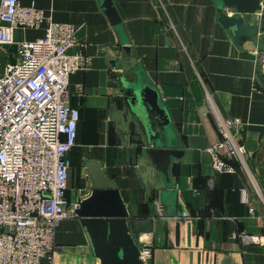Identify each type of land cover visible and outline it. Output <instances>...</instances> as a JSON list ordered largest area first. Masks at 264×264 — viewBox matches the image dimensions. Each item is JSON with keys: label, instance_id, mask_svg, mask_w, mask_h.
Masks as SVG:
<instances>
[{"label": "crops", "instance_id": "crops-1", "mask_svg": "<svg viewBox=\"0 0 264 264\" xmlns=\"http://www.w3.org/2000/svg\"><path fill=\"white\" fill-rule=\"evenodd\" d=\"M104 1L20 0L42 8L46 19L17 28L16 40L42 36L48 18L76 27L67 50L81 63L67 83L70 105L79 111L68 152V199L74 204L92 188L88 164L94 161L119 190L136 241L152 248L151 264H264V241L239 236H264V88L258 82L264 83V41L257 35L234 43L217 20L214 0H111L118 21ZM259 15L246 16L258 23ZM134 71L155 88L181 145L171 147L182 153L168 167L180 216L174 196L165 207L158 200L165 185L155 164L130 151V138H143L122 99V77L133 81ZM216 113L240 118L248 171L236 164L232 173L214 170L205 148L219 136ZM54 242L58 247L44 264H100L76 215L58 223Z\"/></svg>", "mask_w": 264, "mask_h": 264}, {"label": "built area", "instance_id": "built-area-1", "mask_svg": "<svg viewBox=\"0 0 264 264\" xmlns=\"http://www.w3.org/2000/svg\"><path fill=\"white\" fill-rule=\"evenodd\" d=\"M46 16L34 3L0 0V264H44L58 247L54 234L61 220L75 216L67 197L68 152L75 143L79 111L70 105L69 75L81 67L67 52L76 27L47 19L45 32L16 40L15 30L38 27ZM16 44L15 53L5 45ZM14 55L15 62L9 57ZM264 73V52L260 54ZM219 136L205 150L215 171H248L239 117L215 114ZM242 201L247 200L244 190ZM244 240L264 236L239 233ZM151 264L152 248L140 243Z\"/></svg>", "mask_w": 264, "mask_h": 264}, {"label": "water", "instance_id": "water-1", "mask_svg": "<svg viewBox=\"0 0 264 264\" xmlns=\"http://www.w3.org/2000/svg\"><path fill=\"white\" fill-rule=\"evenodd\" d=\"M262 0H214L218 13V22L233 34V41L240 44L247 38L259 35L264 41V7ZM104 7L114 21H118L111 0L104 1ZM234 10L233 13H229ZM260 11L258 23H251L246 15ZM9 52L15 53L16 44L5 45ZM15 62V56L9 58ZM135 80L127 82L122 77V86L126 88L123 100L128 102L129 110L135 115L141 136L130 138L132 154L142 152L155 164L158 172L164 176L163 190L157 191L158 200L165 207L166 197L174 196V210L178 216L183 213L173 184L168 177V167L173 158L179 157L181 147L174 143V130L169 127L170 119L161 104L155 88L134 71ZM264 88V83L258 79ZM135 122H132L134 127ZM159 126L161 130H156ZM92 188L80 194L76 200L74 213L91 244L92 251L100 259V264H146L141 256L138 242L130 231L128 211L119 190L102 172L99 165L92 161L88 164ZM159 194V195H158ZM161 194V195H160ZM165 215H169L163 209Z\"/></svg>", "mask_w": 264, "mask_h": 264}]
</instances>
